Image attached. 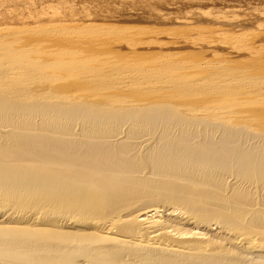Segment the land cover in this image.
<instances>
[{
  "label": "bare ground",
  "instance_id": "6f19581e",
  "mask_svg": "<svg viewBox=\"0 0 264 264\" xmlns=\"http://www.w3.org/2000/svg\"><path fill=\"white\" fill-rule=\"evenodd\" d=\"M3 42L0 264H264V127L187 99H264V79L212 61L192 81L170 59L69 68Z\"/></svg>",
  "mask_w": 264,
  "mask_h": 264
},
{
  "label": "rangeland",
  "instance_id": "374dc122",
  "mask_svg": "<svg viewBox=\"0 0 264 264\" xmlns=\"http://www.w3.org/2000/svg\"><path fill=\"white\" fill-rule=\"evenodd\" d=\"M2 38L8 41L3 42ZM0 41L10 48H21L23 44L22 48L29 47L31 56L41 57L47 64L50 60L53 64L65 62L69 68L80 56L79 59L87 58L89 61L94 58L90 63H94V67L99 61L112 58L152 67L159 59L163 60L160 63L168 71L173 68L171 72L175 71L174 75L196 80L201 73L197 72L195 65H204L205 69L204 63L212 61L228 70L227 80L234 79L235 74L247 80H262L264 0H0ZM164 59H170L173 66L170 67ZM156 63L159 64L158 60ZM100 66L99 69L105 67L106 70L104 64ZM59 81L49 85L54 83L51 86L54 88L61 84L66 89L71 85L67 81ZM94 84L98 90L103 87L101 81ZM234 85L230 87L237 92L239 88ZM205 90L199 86L191 90L189 97L192 98H186L194 104L222 103L220 107L224 111L240 110L236 114L240 112L239 115L251 119L249 122L246 120L249 126L264 127L263 96L241 95L239 91L237 98L225 101L226 106L222 98L217 99L220 96H213Z\"/></svg>",
  "mask_w": 264,
  "mask_h": 264
}]
</instances>
